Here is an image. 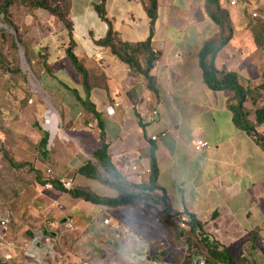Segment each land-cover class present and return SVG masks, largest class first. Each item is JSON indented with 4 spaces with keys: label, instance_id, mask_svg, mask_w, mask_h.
<instances>
[{
    "label": "crops",
    "instance_id": "0c3cea01",
    "mask_svg": "<svg viewBox=\"0 0 264 264\" xmlns=\"http://www.w3.org/2000/svg\"><path fill=\"white\" fill-rule=\"evenodd\" d=\"M156 1L152 27L147 0H70V33L46 11L20 12L25 35L33 40L31 48L47 51V66L53 72L43 78V89L56 98L59 114L67 123L89 114L88 124L76 129L79 137L90 141L91 156L101 147L99 134L104 136L106 179L98 172L97 180L74 173L68 180L70 189L105 199L127 194L153 200L164 197L181 229H187L182 222L192 215L200 224V237L225 251L235 264H264V151L234 125L227 92L206 87L198 62L199 52L218 35V28L209 19L203 0ZM232 2L221 0L228 4L234 33L218 53L215 67L258 85L264 71V21L254 22L246 9L234 11L236 2ZM97 6L120 40L132 47L140 68L149 69L152 89L141 74L100 46L109 24L101 19ZM146 42L148 49L138 47ZM69 48L88 73L86 86L66 57ZM115 100L119 105L109 115L107 110ZM153 110L157 115L151 114ZM257 131L264 135V124ZM153 137L158 139L153 142ZM195 140L209 147L195 152L191 145ZM151 155L158 170L159 190L154 194L142 190L148 182ZM51 190L47 208L57 209L53 217L63 226L72 224L76 233L37 234L30 240L12 236L8 242L2 240L0 229L2 262L191 264L193 255L188 263L183 243L176 242L183 252L170 255L128 221L130 213L160 211L162 204L135 199L128 206L104 207ZM198 255L206 263L203 254Z\"/></svg>",
    "mask_w": 264,
    "mask_h": 264
},
{
    "label": "rangeland",
    "instance_id": "374dc122",
    "mask_svg": "<svg viewBox=\"0 0 264 264\" xmlns=\"http://www.w3.org/2000/svg\"><path fill=\"white\" fill-rule=\"evenodd\" d=\"M234 2V11L246 9L252 14L254 22L264 21V0ZM20 12L32 11L19 1L11 8V18L18 29L19 46L12 48L10 39L0 36V217L8 222L6 229L1 231L4 235L2 240L7 239L8 242L12 236L30 240L37 234L62 233L72 236L76 233L73 225L71 229H67L56 216L53 217L54 210L46 206L47 196H51L53 192L37 183L30 168L43 179L64 182L71 180L79 167L90 163L106 179L98 162L91 156L88 146L90 141L79 137L76 129L81 124H88L86 120L89 114L77 116L75 121L67 123L57 111L54 102L56 98L47 96L43 89L42 80L49 76L45 72L43 60L46 58L47 62V51L43 48H31L33 40L25 35L22 22L18 19ZM4 26L0 17V29ZM234 26L238 28L237 22H234ZM23 50L26 51V56ZM21 56L25 60L24 64ZM49 71L52 74V69L49 68ZM246 107L251 112L254 110L250 102ZM66 124L72 125L66 127ZM43 132L50 136L47 160L41 157L38 148ZM85 137L88 139V135ZM3 151L15 166L9 164ZM79 178L86 181L81 176ZM156 210L158 209L130 213L128 221L138 226L148 241L162 244V249L170 255L177 251L183 252L176 244L174 234L163 226V220L158 217ZM56 211L57 209L55 214ZM46 248L48 246L42 249Z\"/></svg>",
    "mask_w": 264,
    "mask_h": 264
},
{
    "label": "trees",
    "instance_id": "16d2710c",
    "mask_svg": "<svg viewBox=\"0 0 264 264\" xmlns=\"http://www.w3.org/2000/svg\"><path fill=\"white\" fill-rule=\"evenodd\" d=\"M17 1L27 6L31 11L48 12L53 17H55L69 33L71 32V23L68 19L70 0H0V17L3 24L5 25L4 27H6L15 35L13 36L11 33L8 34V31L5 29H0V36L8 37L10 39L12 48L19 46L20 43L18 29L11 18V8ZM203 1L205 11L209 16V19L217 26L219 31L217 36L204 44L198 54V62L202 71L204 84L211 91L227 92L229 96L227 107L233 115L234 125L238 129L245 132L264 151V135L257 131V128L264 124V71L261 73V82L258 85H254L249 80L239 77L235 72H228L225 68L218 70L215 67L216 57L218 53L223 50L231 41L234 33V27L230 19L227 3L222 4L221 0ZM147 4L146 13L150 19V26L152 27L156 19L157 1L147 0ZM96 10L101 19L105 20L109 24L100 6H97ZM99 44L102 47L109 48L111 53L115 55L120 61L125 63L135 72L141 74L145 78L147 87L149 89L153 88V79L149 76V69L145 68L142 70L140 68V65L134 55L135 53H133L134 50H132V47L120 40L117 33L112 29L110 24L106 37L101 40ZM148 44L149 43L146 42L139 45L138 47L148 49ZM24 54L25 56L27 55L26 51H24ZM149 55L151 54L149 53ZM66 57L68 58L73 70L82 79L83 85L86 86L88 73L74 56L71 48L66 51ZM43 60L45 62V72L50 75L46 58H43ZM151 62L152 59H148V64ZM76 99L79 100L78 97H76ZM248 102H250L254 108L252 112L246 107ZM99 139L101 140V147L92 154V158L98 162L99 167L103 171H106L107 151L102 132L99 134ZM49 144V133L43 132V137L39 142L38 148L40 155L44 160H47L48 158ZM2 153L4 157L7 158L9 164L15 166V164L8 158L7 154L4 151ZM22 166L23 165H20V167ZM30 170L35 174L36 181L39 185H50L54 190L66 193L73 199H81L84 202L94 205H100L104 207L128 206L135 199L139 201L150 200L153 203L151 205L162 204L163 206L161 205L160 211L157 210V215L163 220V226L168 230V232L174 234L176 242L181 244L183 243L186 246L189 253L187 258L188 263L192 255L201 253L205 257L207 264H235L233 259L225 251L217 250L216 247H214L212 244H209L200 237V234H198V231L201 230L200 224L192 215H187L188 220L182 222V225L187 227V229H181L177 220L178 216L170 214L164 202V197L158 200H153L149 196L139 197L135 196L134 194H127L118 197L117 199L99 198L86 190L77 188L65 190L61 182L57 180L43 179L38 172H34L32 168H30ZM75 174L81 175L87 179H98L97 172L92 168L90 163H86L79 167ZM157 175V165L154 157L151 155L148 182L142 186L143 191H146L148 194H154L156 190H159V187L156 184ZM151 205H146V208L150 209V207H152ZM172 220H176L177 224L173 223ZM0 264L7 263L0 260Z\"/></svg>",
    "mask_w": 264,
    "mask_h": 264
},
{
    "label": "built area",
    "instance_id": "2783aa9c",
    "mask_svg": "<svg viewBox=\"0 0 264 264\" xmlns=\"http://www.w3.org/2000/svg\"><path fill=\"white\" fill-rule=\"evenodd\" d=\"M235 2H232V5H234ZM253 17H255V15H253ZM118 102H116V100L114 101L113 105L110 106L107 110V114L109 115H114L115 114V108L118 106ZM153 116L157 115V112L156 110H153L152 113H151ZM165 134H161L160 137H164ZM158 139V137H153L151 138V141H156ZM192 147H193V150L195 152H201L205 149H207L209 147V145L207 144V142L205 141H202V140H195L191 143ZM62 183V186L65 190H70V187H71V184L69 181H64V182H61ZM47 189H51L52 187L50 185H46L45 186ZM7 220L5 219H0V229L4 230L6 229V226H7ZM108 221L107 220H104V224H107ZM66 228L67 229H71L72 228V224H67L66 225Z\"/></svg>",
    "mask_w": 264,
    "mask_h": 264
},
{
    "label": "water",
    "instance_id": "95a60500",
    "mask_svg": "<svg viewBox=\"0 0 264 264\" xmlns=\"http://www.w3.org/2000/svg\"><path fill=\"white\" fill-rule=\"evenodd\" d=\"M3 29L7 30L9 33H11L13 36H15L10 30H8L6 27H3ZM19 53L21 54V50L19 49ZM22 64L25 63L24 58L21 56ZM191 264H206L203 257L201 255L195 254L191 257Z\"/></svg>",
    "mask_w": 264,
    "mask_h": 264
}]
</instances>
